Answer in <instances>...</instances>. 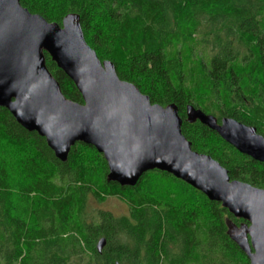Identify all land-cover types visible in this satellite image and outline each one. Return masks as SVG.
<instances>
[{"label":"trees","instance_id":"16d2710c","mask_svg":"<svg viewBox=\"0 0 264 264\" xmlns=\"http://www.w3.org/2000/svg\"><path fill=\"white\" fill-rule=\"evenodd\" d=\"M20 2L50 23L79 15L86 42L122 81L152 104L177 105L195 152L218 161L231 180L264 189L263 163L187 120L193 106L264 135V0ZM46 61L64 96L83 104L47 54ZM107 175L93 146L78 143L61 162L44 138L0 108V263L250 264L228 234V222H246L221 204L165 172L150 171L135 187L107 182ZM90 195L123 200L129 215L100 212L98 223L88 222Z\"/></svg>","mask_w":264,"mask_h":264},{"label":"water","instance_id":"95a60500","mask_svg":"<svg viewBox=\"0 0 264 264\" xmlns=\"http://www.w3.org/2000/svg\"><path fill=\"white\" fill-rule=\"evenodd\" d=\"M46 54L74 83L83 104L64 96ZM0 108L44 138L61 162L76 144L93 146L107 162V182L135 187L155 170L183 181L246 222L240 227L228 222V234L250 264H264V189L231 180L218 161L195 152L182 133L177 105L152 104L122 81L115 65L101 61L86 42L79 15H67L60 25L32 14L20 0H0ZM187 120L199 121L264 164V136L255 127L229 117L218 120L193 106ZM105 245L100 239L97 251Z\"/></svg>","mask_w":264,"mask_h":264},{"label":"rangeland","instance_id":"374dc122","mask_svg":"<svg viewBox=\"0 0 264 264\" xmlns=\"http://www.w3.org/2000/svg\"><path fill=\"white\" fill-rule=\"evenodd\" d=\"M100 212H109L115 217H124L129 215L130 209L126 202L117 197H108L105 201L99 202L93 195H90L87 201L88 222L98 223L97 217ZM76 264L87 263L81 262Z\"/></svg>","mask_w":264,"mask_h":264},{"label":"flooded vegetation","instance_id":"af4514ba","mask_svg":"<svg viewBox=\"0 0 264 264\" xmlns=\"http://www.w3.org/2000/svg\"><path fill=\"white\" fill-rule=\"evenodd\" d=\"M257 132H258V134H260L259 131H257ZM260 135H262V134H260ZM262 136H264V135H262Z\"/></svg>","mask_w":264,"mask_h":264}]
</instances>
